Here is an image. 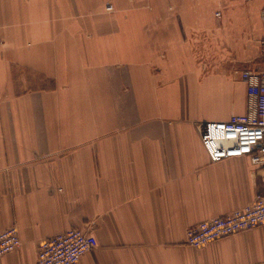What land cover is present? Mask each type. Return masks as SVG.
I'll use <instances>...</instances> for the list:
<instances>
[{
	"label": "crops",
	"instance_id": "1",
	"mask_svg": "<svg viewBox=\"0 0 264 264\" xmlns=\"http://www.w3.org/2000/svg\"><path fill=\"white\" fill-rule=\"evenodd\" d=\"M263 8L0 0V232L22 240L0 264H38L40 243L72 227L93 242L77 264H264L262 225L187 242L264 195V166L212 162L200 129L246 111Z\"/></svg>",
	"mask_w": 264,
	"mask_h": 264
},
{
	"label": "built area",
	"instance_id": "2",
	"mask_svg": "<svg viewBox=\"0 0 264 264\" xmlns=\"http://www.w3.org/2000/svg\"><path fill=\"white\" fill-rule=\"evenodd\" d=\"M108 10H114L112 3ZM217 16L222 11H217ZM264 18V9L262 10ZM264 56V38L262 39ZM247 86V108L234 113L227 120H207L200 125L202 143L212 162L231 157L247 156L251 162L264 166V66L240 71ZM264 226V195H258L242 208L223 216L202 220L187 230V242L196 247L213 240ZM22 243L19 229L11 226L0 232V258L17 249ZM93 249L87 230L72 227L45 238L38 247V264H77L81 257Z\"/></svg>",
	"mask_w": 264,
	"mask_h": 264
},
{
	"label": "rangeland",
	"instance_id": "3",
	"mask_svg": "<svg viewBox=\"0 0 264 264\" xmlns=\"http://www.w3.org/2000/svg\"><path fill=\"white\" fill-rule=\"evenodd\" d=\"M264 9V8H263Z\"/></svg>",
	"mask_w": 264,
	"mask_h": 264
}]
</instances>
